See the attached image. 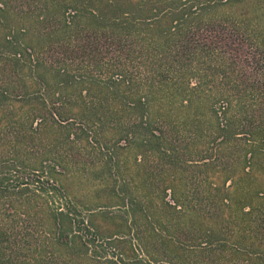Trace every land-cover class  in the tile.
<instances>
[{"label":"trees","instance_id":"1","mask_svg":"<svg viewBox=\"0 0 264 264\" xmlns=\"http://www.w3.org/2000/svg\"><path fill=\"white\" fill-rule=\"evenodd\" d=\"M179 126L199 196L175 173L155 218L125 181L123 230L81 214L53 149L108 130L171 169ZM0 264H264V0H0Z\"/></svg>","mask_w":264,"mask_h":264},{"label":"rangeland","instance_id":"2","mask_svg":"<svg viewBox=\"0 0 264 264\" xmlns=\"http://www.w3.org/2000/svg\"><path fill=\"white\" fill-rule=\"evenodd\" d=\"M164 131L166 132L165 136L167 135V144L172 146L171 148L169 147L173 155L171 158H173V163H176L171 169H169L168 165L165 168L163 166L162 168L157 167L160 159L153 153H148V156L142 155L141 149H138L137 152L139 153L135 155L134 151L137 150V146L134 143V145L130 146L131 136L125 137L126 140L120 139L121 142L117 144L116 138L119 137H114L113 132L108 130L102 134L82 135V141L78 140L81 136L79 138L73 137L72 141L67 140L60 143L57 149L52 148L64 160L68 168L64 176H61L63 183L67 185L70 193L76 194L81 199V214L83 216L89 214L90 210L87 209H95L98 212L96 222L97 226L102 227L100 231L109 234L123 230L117 227L116 224L120 220L125 222L127 219V216L124 217L122 200H108L112 190V188L110 189L111 184L114 186L116 182L118 185H121L120 183L123 185L125 181L127 182L126 184L131 185L139 193H142L145 186L152 185L150 192L153 193L150 198L153 200V204L147 205L142 202L138 205L142 206L144 210L141 217L146 215V218L150 215L153 218L156 217L155 208L160 201L158 195L165 185L168 184V181L170 182L179 177L175 173H183L184 177L188 178L189 188L186 191L187 194L199 196V180L201 182L204 177L200 175L198 170L193 168V164L204 155L200 151L202 147L193 144L195 139L192 140L193 134L189 128L179 126L176 129H164ZM53 137L55 135L44 134L41 138L42 146L40 148L38 145L37 148L39 150L47 148L45 145L49 144ZM195 144H198V142L195 141ZM165 146L168 145H162L160 148ZM155 147H158V145ZM26 157L28 158L27 155ZM155 165H157V168ZM58 170L60 171V169ZM144 170L151 174L148 180H146ZM162 170L164 174H160ZM213 178L211 179L212 182H218V180ZM108 182L110 185H108ZM162 184L164 185L162 186ZM158 185L161 186L159 189L156 188ZM167 201H171L170 193L167 195ZM149 223V220L146 222L145 217H143V223L140 224V227L147 229L149 228ZM154 224H156L157 228H162V230L166 226L158 227L159 224L157 222ZM227 230L230 231V228L227 227ZM229 236L228 234L226 236L228 239L227 244L231 248L234 241ZM250 262H255V258H250Z\"/></svg>","mask_w":264,"mask_h":264}]
</instances>
